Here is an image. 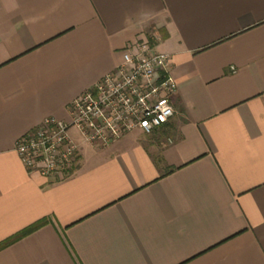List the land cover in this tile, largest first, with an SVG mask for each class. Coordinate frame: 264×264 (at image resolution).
<instances>
[{"label":"crops","instance_id":"1","mask_svg":"<svg viewBox=\"0 0 264 264\" xmlns=\"http://www.w3.org/2000/svg\"><path fill=\"white\" fill-rule=\"evenodd\" d=\"M143 40L168 123L28 175L16 141ZM43 220L0 264H264V0H0V243Z\"/></svg>","mask_w":264,"mask_h":264},{"label":"built area","instance_id":"2","mask_svg":"<svg viewBox=\"0 0 264 264\" xmlns=\"http://www.w3.org/2000/svg\"><path fill=\"white\" fill-rule=\"evenodd\" d=\"M150 50L148 40L128 47L113 72L69 104L67 123L46 118L16 141L14 151L28 175L56 183L72 174L80 151L69 136L72 129L97 149L130 131L150 134L168 123L177 85L168 55Z\"/></svg>","mask_w":264,"mask_h":264},{"label":"trees","instance_id":"3","mask_svg":"<svg viewBox=\"0 0 264 264\" xmlns=\"http://www.w3.org/2000/svg\"><path fill=\"white\" fill-rule=\"evenodd\" d=\"M45 224H46V221L43 220V221H39V222L31 225L30 227H27L26 229L22 230L21 232H19L15 236H13V237L7 239L6 241L0 243V250L3 248H6L7 246L16 242L17 240H20V239L28 236L29 234L35 232L36 230H38L39 228H41Z\"/></svg>","mask_w":264,"mask_h":264},{"label":"rangeland","instance_id":"4","mask_svg":"<svg viewBox=\"0 0 264 264\" xmlns=\"http://www.w3.org/2000/svg\"><path fill=\"white\" fill-rule=\"evenodd\" d=\"M69 136L74 139L77 143L81 144L82 143V153L83 155H87L90 153L91 146L83 143V139L81 136L78 134V132L75 129H72L69 131Z\"/></svg>","mask_w":264,"mask_h":264}]
</instances>
